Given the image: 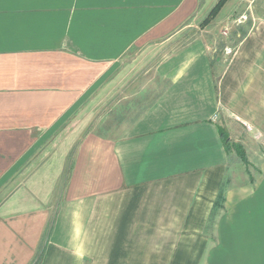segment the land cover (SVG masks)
I'll list each match as a JSON object with an SVG mask.
<instances>
[{"label":"crops","instance_id":"crops-1","mask_svg":"<svg viewBox=\"0 0 264 264\" xmlns=\"http://www.w3.org/2000/svg\"><path fill=\"white\" fill-rule=\"evenodd\" d=\"M200 3L0 0V264H264V15L227 59L223 19L182 32ZM147 57L167 85L124 135L68 127Z\"/></svg>","mask_w":264,"mask_h":264},{"label":"rangeland","instance_id":"rangeland-1","mask_svg":"<svg viewBox=\"0 0 264 264\" xmlns=\"http://www.w3.org/2000/svg\"><path fill=\"white\" fill-rule=\"evenodd\" d=\"M217 1L201 0L198 17L190 23L189 28L184 29L182 32L189 34L190 38V36L199 31V28L203 29L202 27L211 25L216 17L221 18L223 21L217 27H214V31L219 34L220 30H225L231 26L227 36L222 34L220 36L225 38L226 44L233 45L238 38L236 34H233L239 30L237 26L243 25L240 30H245V23L248 22L236 24L234 21L240 15L246 14L249 20L252 10L253 13L257 12L264 15V0H255L249 10H247L248 7L245 0H227L217 15L204 23ZM229 20H232L231 24L228 23ZM182 38L187 40V37L181 36L180 39ZM148 58L142 62L139 69L127 73L125 77L126 83L121 81L119 85L115 84L98 90L94 97L79 110L76 117L72 120L74 122L68 124V127L83 128L82 134L90 131L98 135H124L135 119L141 115L167 85L164 80L159 79L155 75V72L151 69L154 61L152 62ZM140 75L141 77L139 78ZM132 79H136L133 85L131 84ZM254 149L256 150L255 152L260 150V148L256 147ZM247 170L252 169L248 167Z\"/></svg>","mask_w":264,"mask_h":264},{"label":"trees","instance_id":"trees-1","mask_svg":"<svg viewBox=\"0 0 264 264\" xmlns=\"http://www.w3.org/2000/svg\"><path fill=\"white\" fill-rule=\"evenodd\" d=\"M226 1L227 0H218L215 3V5L213 6V8L211 9L209 16L204 20L205 21L204 23H206V21H208V20L212 19L214 16H216ZM239 30H240V28H239ZM240 32L241 33H240L239 38H237V41L240 40L246 34L245 30H240ZM220 136L223 140V145L225 147V150L227 152L233 150L236 153L237 157L246 165V167L248 169L249 162H248L245 150L243 149L242 145L231 141L229 136L223 130H220ZM223 201H224V190H223V188H221L218 195H217V198L213 204V209H212V212H211L210 218H209L210 221H212V219H214L216 212L220 208H222ZM51 223H52V221H49L47 228L45 230L44 238L47 237V235L49 234V232L51 230V225H52ZM43 250H44V242L41 241V244L39 245L37 254L35 255V258L33 259L31 264H40L42 256H43Z\"/></svg>","mask_w":264,"mask_h":264},{"label":"built area","instance_id":"built-area-1","mask_svg":"<svg viewBox=\"0 0 264 264\" xmlns=\"http://www.w3.org/2000/svg\"><path fill=\"white\" fill-rule=\"evenodd\" d=\"M254 1H255V0H245V2L247 3V7H248L247 10L250 9V7H251V5L253 4ZM245 21H247V15H246V14H243V15H240V16L237 18V20H235L234 22H235L236 24H242V23H244ZM230 27H231V26H229L227 29L223 30L222 35L227 36L228 33H229V28H230ZM234 51H235V47H234V45H232V44H226V45L223 47V55H224L227 59H229V58L233 55Z\"/></svg>","mask_w":264,"mask_h":264}]
</instances>
